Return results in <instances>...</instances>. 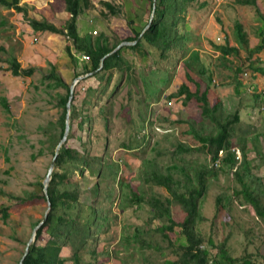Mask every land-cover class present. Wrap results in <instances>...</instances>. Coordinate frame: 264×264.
Instances as JSON below:
<instances>
[{
	"label": "rangeland",
	"instance_id": "obj_1",
	"mask_svg": "<svg viewBox=\"0 0 264 264\" xmlns=\"http://www.w3.org/2000/svg\"><path fill=\"white\" fill-rule=\"evenodd\" d=\"M88 1L90 7L84 10L83 17L79 18L77 26L79 33H84L88 29L92 38L105 34L110 44H115L132 35V31L142 30L149 23L151 12L149 0ZM106 2L119 10L118 16L110 13L104 5ZM204 2L206 5L201 9L197 8L198 4H192L191 7H195L189 8L186 14V24L194 36L191 42H187L186 47L198 50L200 62L212 77L213 94L222 101L225 112L233 114L239 111L241 113L242 123L237 136L260 135L261 138L255 149L258 148L264 154V77L254 76L249 71L245 52L241 53V59L245 60L244 66L233 57L229 58V63H221L219 54L214 52L211 46V44L221 45L225 42L236 46L234 26L237 21L243 24L248 34L251 48L249 50L260 45L264 40V35L262 36L261 33L264 24L256 10L264 16V0H256L255 7L242 5L239 0L199 1L200 4ZM19 6L24 12L6 9L0 5V191L21 198L32 193L33 198L20 203L11 201L0 194V208L8 206L10 213L6 223L0 214V264H19L32 233V224L42 221L48 208L47 200L43 199L44 189L39 186V183L43 184L54 157L51 147L52 136H58L61 131L59 119L62 109L57 106V103L59 95H64L66 92L62 88L49 89L47 87L49 82L44 83V77L55 68L65 84L70 87L76 79L75 75L86 76L82 75L84 74L83 66L88 65V62L81 60L82 55L79 54H75L77 65L71 64L65 54V45L68 43L65 36L35 32L28 25V20H47L63 29L67 13L61 0H19ZM181 28L182 32L188 30L185 24H181ZM123 54L132 67L131 75H135L138 80V89L133 93L135 95L132 96V101L130 102L128 97L129 90L124 86L126 84L123 83L124 78L116 98L112 100L114 106L105 129L98 112L99 109L105 111L106 99L101 100L98 107L81 105L87 88H97L96 78L89 77L80 81L74 88L76 97L73 104L81 116L88 114L90 122H85L82 127L74 122L66 142L67 147L79 152L87 151L88 157L102 156L106 135L108 142L104 162L105 164L116 163L119 168L115 177L110 175L109 178L108 187L113 190L110 200L104 199L107 183L101 185L102 208L111 210L109 213L111 218L108 229L100 233L101 245L98 246L97 251L108 253L112 258L111 261H122L124 264H146L137 252L124 249L119 244L123 235H130L137 227L146 231L145 223L151 216L146 202L139 201L140 203L137 204L130 199L137 194L140 196L138 186L144 185L142 183L145 178L157 166L160 172L166 174L167 166L185 162L187 166L191 163L193 165L191 168L208 166L216 172L217 176L213 177L214 180L204 198L202 216L205 217V222L201 225V229L206 233H215L218 244L228 239L226 246L233 249L231 251L233 254L239 255L244 242L242 234H239V224L240 226L247 224L252 218L251 215L238 206L234 208L233 203L231 210L229 209L233 218L231 226L226 225L222 219H218L214 226L211 224L216 196L223 193L232 197L234 175L228 171L223 172L222 165L218 168L213 167L204 152L182 153L178 149V141L180 139L187 141V138L180 136L181 127L175 126L172 122L189 119L191 118L189 114L199 120L198 106L191 105L190 113H188L184 109L183 99L169 98L182 86V81L175 78L166 90L162 102L155 104L149 114H146L153 124L149 121L142 123V118L133 115V110L141 108L140 111H144L145 100L143 96L139 99L138 95L140 92L145 94L144 90L150 78L152 82L158 84H154L158 89L157 95L165 90L166 84L161 85L160 80L167 79L168 75L162 74L159 69L167 70L169 66L159 54L157 59L152 56L150 59L140 58L139 55L127 52L126 49ZM254 59H258L261 67L264 68L263 50L256 54ZM13 60L19 64L20 72L32 70L33 73L14 76L10 71V62ZM168 63L175 62L168 61ZM240 65L242 74L237 75L236 70ZM245 74L249 75L248 78H245ZM182 75L184 76L185 73L183 72ZM118 82L117 77L113 79V86ZM254 94L260 96V99L255 101ZM3 97L8 102L9 114H6L1 106ZM149 100H147L148 103ZM168 102L173 104L169 105ZM128 104L132 112L130 117L126 118L129 113ZM106 108L108 109V106ZM137 124H145L146 131L143 132L149 133L143 143L136 142L135 139V135L140 139L143 137V133L135 132ZM251 141L253 140H249ZM234 142V147L241 149L239 142L235 139ZM122 143H128V146L136 148V151L123 148ZM255 149H251L252 151L247 155V159L251 162V174L264 179V165ZM67 170H69L68 176L77 184L79 202L84 206H92V191L98 180L96 175L90 169L84 170L81 174L77 165L68 166ZM55 171L59 169L55 168ZM124 181L127 182L126 186ZM120 186L122 188L124 186L123 191ZM151 193L169 196L164 187H156ZM156 226L155 222L151 224L152 229ZM176 230V232L179 231L178 228ZM171 238L176 245L184 243L178 233L171 234ZM47 240L46 236L44 242L37 245H44ZM142 240L147 242L149 236L144 234ZM63 256H68L67 250L64 251ZM167 256L169 255L166 254L164 258ZM130 258L135 261H131ZM147 258L150 264L161 261L159 257ZM107 264H114V262Z\"/></svg>",
	"mask_w": 264,
	"mask_h": 264
},
{
	"label": "trees",
	"instance_id": "obj_2",
	"mask_svg": "<svg viewBox=\"0 0 264 264\" xmlns=\"http://www.w3.org/2000/svg\"><path fill=\"white\" fill-rule=\"evenodd\" d=\"M61 1L65 12L69 15L63 29L47 20H28V25L35 32H49L65 36L68 40L65 45V54L71 64L77 65L75 54L85 56L89 60L88 65L83 66L84 74L82 75H89L98 71L100 62L105 56L110 55L122 42L137 41L145 29L144 27L140 31H132V35L115 44H110L109 38L105 34H100L94 38L90 35L81 37L77 31L76 21L84 10L90 7L89 1ZM153 1L149 0L151 12ZM199 1L157 0L155 17L150 28L135 45L122 47L116 54L104 60L102 69L91 77L96 78L97 88H87L81 100V105L98 107L100 101L106 99L105 102L108 105L106 104L105 111L99 109L98 112L106 129L110 120L109 115L112 114L114 106L112 100L116 98L122 80L125 78L123 83H126L124 86L129 90L130 102L132 96L135 95L133 93L138 89L137 77L131 75L132 67L124 57V50L135 53L144 59H150V56L157 59L156 57L159 54L160 58L167 62L169 66L168 71L159 69V72L168 75L167 79L160 80L161 85L166 84V88L157 95L158 89L154 86L157 83L152 82L150 78L144 90L145 94L140 92L138 95L140 96L139 99L143 96L142 98L145 100L144 111H140L141 108L133 110V115L142 118V123L149 121L150 118L146 114H149L150 109L155 104L162 102V98L163 96L165 98L164 94L171 85L172 80L179 78L182 81V86L176 94L171 95L169 98L183 99L184 109L188 113H190L191 105L196 104L200 119L197 120L189 114V117H191L189 119H179L172 122L175 126L181 127L180 136L187 138V141L181 139L178 141V149L182 153L204 152L210 162L220 160L223 172L228 171L234 175L232 197L223 193L216 196L211 224L214 226L218 219H222L226 222V225L231 226L233 218L230 210L233 203L234 208L238 206L248 212L252 218L245 225L240 226L239 224V234H242L244 242L241 246L242 252L239 255L233 254L231 252L233 249L226 246L228 239L218 244L215 233H206L201 229V225L205 222V217L202 216L204 198L214 180L213 177L216 178L217 176L216 172L208 166H194L191 168L193 166L191 163L187 166L184 162L167 166L168 171L163 174L157 169V166L145 178L144 183H142L144 185L138 186L140 196L137 194L130 199L137 204L140 203L139 201L146 202L151 215L145 223L147 230L143 231L142 228L137 227L133 229L130 235H123L119 244L124 249H132L137 252L146 264H150L147 257H159L161 261L157 264H264V179L251 174V162L247 159L248 153L258 146V140L261 136L257 134L251 137L237 136L242 123L241 113L239 111L233 114L225 112L222 101L213 94L212 77L200 62L198 50L193 49V47H186L187 42L194 39L186 24V14L189 8L195 7H191L194 3L198 4L197 8L199 9L206 5L205 2L200 4ZM239 3L256 6V0H239ZM0 5L6 9L24 12L19 6V0H0ZM104 5L112 15H119V10L110 3L106 2ZM256 11L264 24V16L258 10ZM181 24H185L188 30L182 32ZM234 28L236 46H231L229 42L221 45L211 44L214 52L219 54L221 63H229V58L233 57L240 61L243 66L245 60L241 59V53L245 52L247 55L246 60L249 62V71L254 76L264 77V68L261 67L258 59H254L256 54L262 52V50L264 52V40L255 49L249 50L251 48L249 47L248 34L243 24L237 21ZM261 31L263 36L264 27ZM168 61L175 63L171 64ZM240 68L241 65L236 70L237 75L242 74ZM10 71L14 76L20 74L31 75L33 73L32 70L20 72L19 64L14 60L10 62ZM183 72L185 73L184 76L182 75ZM79 76L81 75H75V78ZM116 77L119 82L113 86V79H116ZM235 80L237 83L236 77ZM45 82H49L47 85L49 89L62 88L66 92L64 95H59L57 103V106L62 109L59 119L61 131L58 136H52L53 143L51 147L54 155L65 130L69 86L65 84L55 68L52 69L49 75L44 77ZM75 97L74 93L70 111V129L74 122L79 127H82L85 122H90L88 114L81 116L74 106ZM253 97L255 101L260 99V96L256 94ZM148 99H150L149 103L147 102ZM1 106L6 114L10 113L8 102L4 97L1 98ZM127 106L129 113L126 118H129L132 109L129 104ZM149 123L153 124L151 121ZM159 124L161 125L160 121ZM143 131H146L145 124H137L135 132L143 133V137L140 139L135 135L136 142L143 143L147 139L149 133L144 134ZM234 139L239 142L241 149L234 147ZM130 140H132V137H130ZM249 140L253 141L249 142ZM107 142L108 136L105 135L102 156L93 157H88L87 151L79 152L76 149L67 147L64 143L56 162V168L59 171L53 173L48 189L51 211L45 224L37 231L35 242L29 247L23 264H107L109 262L124 264L122 261H111L112 258L108 253L97 251L98 246L101 245L100 233L108 229L109 219L111 218H109L111 210L102 208L101 185L107 183V185L105 184L107 191H105L104 199L110 200L113 190L108 187L109 178L110 175L115 177L119 170L116 163L105 164L104 162ZM122 147L129 151H136V148L129 147L128 143H122ZM233 149L236 150V153L232 152ZM255 150L258 151L257 155L264 165V154L258 148ZM237 154L239 159L236 158ZM71 165H77L81 174L84 170L90 169L96 175L98 180L92 191V206H84L79 202L77 184L68 176L69 170H67V167ZM126 185L127 182L124 181V186ZM39 186L43 188L42 183H39ZM124 186L123 188L120 186L122 191ZM156 187H164L169 196L164 197L157 193H151ZM0 194L8 197L11 201H19L20 203L33 198L32 193L23 198L2 191H0ZM43 199L46 200L45 195H43ZM120 210L122 211L121 208ZM0 214L4 223H6L10 218L9 207L0 208ZM39 222L40 220L34 222L32 229ZM154 222L157 223V226L152 229L151 224ZM177 228L179 229L178 232H176ZM173 233H178L184 243L176 245L171 238ZM144 234L149 236L147 242L142 240ZM46 236L48 240L45 244L37 245V243H43ZM155 236H157V239H155ZM65 250L68 251L67 257L63 256ZM166 254L169 256L164 258ZM130 259L135 261L133 258Z\"/></svg>",
	"mask_w": 264,
	"mask_h": 264
},
{
	"label": "water",
	"instance_id": "obj_3",
	"mask_svg": "<svg viewBox=\"0 0 264 264\" xmlns=\"http://www.w3.org/2000/svg\"><path fill=\"white\" fill-rule=\"evenodd\" d=\"M156 6H157V0H154L153 1V7H152V12H151V15H150V20H149V23L148 25L145 27V29L143 30V32L141 33L139 39L137 41H133V42H122L120 43L114 50L113 52L110 54V55H107L105 56L101 62H100V67H99V70L102 69L103 67V62L104 60L107 58V57H110L114 54H116L118 52V50H120L122 47H126V46H132V45H135L139 40L140 38L142 37V35L150 28L152 22H153V19L155 17V12H156ZM98 70V71H99ZM98 71L92 73V74H89V75H86L85 77H78L76 78L72 84L70 85L69 87V95H68V99H67V115H66V123H65V130H64V134L61 138V140L59 141L56 149H55V153H54V157H53V160L50 164V167H49V170H48V173H47V176L45 177L44 181H43V189H44V194H45V197H46V200H47V203H48V208H47V211L45 213V217L42 221H40L33 229H32V233L30 235V239L28 240V242L26 243V246H25V250H24V253H23V256L19 262V264H23V261L24 259L26 258L27 254H28V251H29V247L35 242V239H36V233L37 231L39 230L40 227H42L45 222L47 221V218H48V215L51 211V202L49 200V195H48V189H49V186H50V183L52 181V178H53V173L55 171V168H56V162H57V159H58V156L60 154V150L61 148L64 146V143H66V141L68 140V136H69V129H70V111H71V104H72V100H73V95H74V88L75 86L82 80L86 79V78H89V77H92L93 75H95Z\"/></svg>",
	"mask_w": 264,
	"mask_h": 264
},
{
	"label": "built area",
	"instance_id": "obj_4",
	"mask_svg": "<svg viewBox=\"0 0 264 264\" xmlns=\"http://www.w3.org/2000/svg\"><path fill=\"white\" fill-rule=\"evenodd\" d=\"M81 60L84 61V62H88V61H89L88 58L85 57V56H82V57H81ZM244 76H245V78H248L249 75H248V74H245ZM263 94H264V92H263ZM168 104H169V105H172L173 102H172V103H171V102H168ZM232 152H233V153H236V150L233 149ZM236 158L239 159V155H238V154H237ZM212 166L215 167V168H218V167L220 166V160H215V161L212 163Z\"/></svg>",
	"mask_w": 264,
	"mask_h": 264
},
{
	"label": "crops",
	"instance_id": "obj_5",
	"mask_svg": "<svg viewBox=\"0 0 264 264\" xmlns=\"http://www.w3.org/2000/svg\"><path fill=\"white\" fill-rule=\"evenodd\" d=\"M83 14V13H82ZM80 15L78 18H77V21H76V26L79 24V18L80 17H83V15ZM67 16H66V21L68 20V18H69V15H68V13L66 14ZM85 19H87V16H85ZM83 21V23L85 24V22H84V20H82ZM55 26H56V24H54ZM88 25H89V23H88ZM77 31H78V26H77ZM90 31L87 29L84 33H79V31H78V34H79V36H85V35H90ZM93 89V88H92Z\"/></svg>",
	"mask_w": 264,
	"mask_h": 264
}]
</instances>
